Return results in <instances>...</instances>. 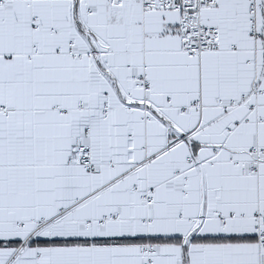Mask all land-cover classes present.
<instances>
[{"label":"snow or ice","instance_id":"6c2138e0","mask_svg":"<svg viewBox=\"0 0 264 264\" xmlns=\"http://www.w3.org/2000/svg\"><path fill=\"white\" fill-rule=\"evenodd\" d=\"M0 264H264V0H0Z\"/></svg>","mask_w":264,"mask_h":264}]
</instances>
